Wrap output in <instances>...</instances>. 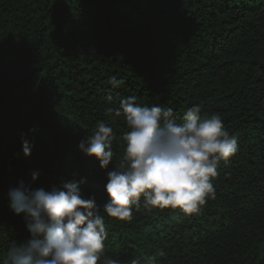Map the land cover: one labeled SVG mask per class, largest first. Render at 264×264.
Returning <instances> with one entry per match:
<instances>
[{
    "label": "trees",
    "instance_id": "obj_1",
    "mask_svg": "<svg viewBox=\"0 0 264 264\" xmlns=\"http://www.w3.org/2000/svg\"><path fill=\"white\" fill-rule=\"evenodd\" d=\"M112 76L124 83L113 88ZM128 96L177 120L198 104L237 138L198 215L143 201L130 222L103 213L129 131L106 110ZM98 121L116 135L106 170L78 149ZM81 178L104 216L106 254L125 264H153L161 251L158 264H264V0H0V260L30 238L9 189Z\"/></svg>",
    "mask_w": 264,
    "mask_h": 264
},
{
    "label": "clouds",
    "instance_id": "obj_2",
    "mask_svg": "<svg viewBox=\"0 0 264 264\" xmlns=\"http://www.w3.org/2000/svg\"><path fill=\"white\" fill-rule=\"evenodd\" d=\"M113 88L124 82L112 76ZM112 103L113 97H107ZM113 118L123 116L129 131L123 163L107 171L105 190L109 200L102 211L110 218L130 222L133 209H179L198 215L209 199H215L213 180L221 161L227 163L238 152V140L225 129L219 113L203 115L200 105L188 108L181 120L171 107L141 105L136 96L121 97L118 108H108ZM112 127L98 121L95 130L78 144L88 157H95L102 170L113 163ZM26 157L32 145L23 142ZM35 182L39 171H33ZM86 180L61 181L50 190L33 189L23 180L8 191L9 208L24 214L30 238L13 242L0 264H125L106 254L108 232L95 197L85 198L80 184ZM159 252L151 257L158 264ZM136 264V261H132Z\"/></svg>",
    "mask_w": 264,
    "mask_h": 264
}]
</instances>
